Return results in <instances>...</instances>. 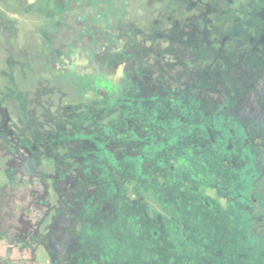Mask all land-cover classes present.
<instances>
[{"label":"rangeland","instance_id":"1","mask_svg":"<svg viewBox=\"0 0 264 264\" xmlns=\"http://www.w3.org/2000/svg\"><path fill=\"white\" fill-rule=\"evenodd\" d=\"M263 6L0 0V264H264Z\"/></svg>","mask_w":264,"mask_h":264},{"label":"flooded vegetation","instance_id":"2","mask_svg":"<svg viewBox=\"0 0 264 264\" xmlns=\"http://www.w3.org/2000/svg\"><path fill=\"white\" fill-rule=\"evenodd\" d=\"M262 2L264 3V0H262ZM264 7V6H263ZM141 15H140V12H139V10L138 11H136V14H135V17L136 18H138V17H140Z\"/></svg>","mask_w":264,"mask_h":264}]
</instances>
